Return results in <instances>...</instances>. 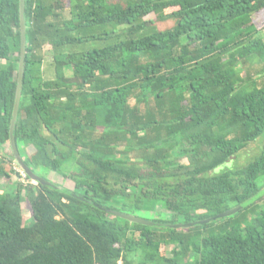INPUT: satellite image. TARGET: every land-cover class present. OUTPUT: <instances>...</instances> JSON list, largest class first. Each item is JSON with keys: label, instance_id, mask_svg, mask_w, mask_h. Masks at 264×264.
I'll return each mask as SVG.
<instances>
[{"label": "trees", "instance_id": "trees-1", "mask_svg": "<svg viewBox=\"0 0 264 264\" xmlns=\"http://www.w3.org/2000/svg\"><path fill=\"white\" fill-rule=\"evenodd\" d=\"M263 8L264 0H25L13 133L25 164L69 176L73 187L27 174L5 183L0 264H264V141L246 164L214 172L264 134V63L234 81L251 54L264 62V29L252 20ZM18 60L19 0H0V180L22 168L12 152L14 166L2 164ZM95 203L147 210L155 223ZM237 204L207 223L166 224Z\"/></svg>", "mask_w": 264, "mask_h": 264}, {"label": "rangeland", "instance_id": "rangeland-1", "mask_svg": "<svg viewBox=\"0 0 264 264\" xmlns=\"http://www.w3.org/2000/svg\"><path fill=\"white\" fill-rule=\"evenodd\" d=\"M174 7H169L166 8L165 11H170L171 9H173ZM147 18H155L154 13H149L147 16ZM252 20L254 22V24L258 27V28H262L264 29V8L262 10H258L255 11L252 14ZM263 40H264V32H263ZM95 44V43H93ZM46 58V57H45ZM46 63V62H45ZM264 62L261 60V58H259L258 55L256 54H251L250 56L247 57L246 59V63H241L240 64V70H239V74L238 76L234 77V81L235 82H239L243 77L246 76L247 73H256L257 70H259L262 66ZM46 65H49L48 67V71H50L51 73L53 72V68L51 63H47ZM66 73L67 74H71V69L70 67H66ZM74 80H78L77 78L73 77L72 78H68V81H74ZM264 141V134H261L260 136H258L255 140H252L250 142H248V144L241 149L238 153H236L234 156H232V158H229L227 161L219 164L218 166H216L214 168V172H219L225 168H231L233 166H240V165H244L246 164L248 161H250L251 159L254 158V156L258 153V151L260 150V147L262 145ZM28 149V148H27ZM26 149V150H27ZM2 152L9 156H5L3 158V167H5V169H9V167L12 165L14 166V163L12 161H9L10 159V155L11 154V150L8 146H5L4 149H2ZM132 159H135L132 156H128V163L127 165L129 167H133L135 165H132ZM65 166V165H64ZM136 168V166H135ZM41 174L44 178H46L47 180H52L53 182L62 184L63 186H67L70 189L73 187V180L69 177V176H63L61 173H58L56 171H52L49 170L47 168H42L41 169ZM21 179L20 176H17L16 174H11L10 177H2L0 180V196L4 195L5 192V183L7 182L8 184L11 183L12 181H16ZM33 184H36V181L31 182ZM259 196L264 197V180L261 182V193ZM24 197V195H23ZM22 206H23V221L24 224L26 225H32L35 222V217L33 216L31 210H30V205L29 202L26 199L23 198L22 201ZM137 213V214H136ZM135 214L138 216H142L144 218L148 217H152V213L150 214L147 210L145 211H140V212H136ZM158 216V215H157ZM179 222V221H177Z\"/></svg>", "mask_w": 264, "mask_h": 264}, {"label": "water", "instance_id": "water-1", "mask_svg": "<svg viewBox=\"0 0 264 264\" xmlns=\"http://www.w3.org/2000/svg\"><path fill=\"white\" fill-rule=\"evenodd\" d=\"M24 10H25V0H19V60H18V66H17V75H16V86H15V93H14V101H13V107L11 112V118H10V124H9V145L11 148V152L16 159V161L19 163V165L23 168L25 173L33 180L40 181L43 184L48 185H54L50 180H47L42 175L34 172L27 164L24 163V161L21 159V156L19 155L15 136L13 133L15 122L18 114V108L21 98V88H22V79L24 75V59H25V53H26V23H25V17H24ZM62 187V186H57ZM71 193L77 197L82 198L80 195L75 194L71 191ZM98 208L104 210L105 212H108L109 214H112L113 216H118L123 219H126L130 222H139L145 225H153L155 222L151 219H146L142 216H138L133 213L129 212H123L117 209L108 208L106 206H102L99 204H94ZM242 207L241 204L234 205L228 209H225L223 211H220L216 214H213L208 217L200 218L197 220H191V221H179V222H173V223H166L170 227L175 228H187L190 226H193L195 224H203L207 223L210 220H215L220 217H226L234 214L238 210H240Z\"/></svg>", "mask_w": 264, "mask_h": 264}, {"label": "built area", "instance_id": "built-area-1", "mask_svg": "<svg viewBox=\"0 0 264 264\" xmlns=\"http://www.w3.org/2000/svg\"><path fill=\"white\" fill-rule=\"evenodd\" d=\"M16 169H17V170L19 171V173H20V178H21V180H25V178H26V173H25V171H24L22 168L18 167V166H16ZM27 181H28V182H34V180H32V179H28V178H27ZM118 264H122V263L119 261Z\"/></svg>", "mask_w": 264, "mask_h": 264}, {"label": "clouds", "instance_id": "clouds-1", "mask_svg": "<svg viewBox=\"0 0 264 264\" xmlns=\"http://www.w3.org/2000/svg\"><path fill=\"white\" fill-rule=\"evenodd\" d=\"M29 179H31V178H29ZM33 180V179H32ZM34 181H37V180H34ZM37 183V182H36Z\"/></svg>", "mask_w": 264, "mask_h": 264}]
</instances>
